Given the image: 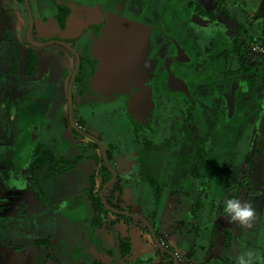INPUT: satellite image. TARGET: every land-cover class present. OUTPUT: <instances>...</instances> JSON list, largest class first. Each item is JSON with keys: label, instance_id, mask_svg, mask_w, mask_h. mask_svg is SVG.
<instances>
[{"label": "rangeland", "instance_id": "1", "mask_svg": "<svg viewBox=\"0 0 264 264\" xmlns=\"http://www.w3.org/2000/svg\"><path fill=\"white\" fill-rule=\"evenodd\" d=\"M260 1L184 0L186 6L188 3L194 7L199 5L207 13L220 12V17L211 20L193 14L190 19L188 13L192 14L193 10L186 8L188 11L184 9L183 13L187 17L177 23L172 13L179 11V0H129L130 9L127 10L132 13L129 16L141 21L164 23L166 33L177 39L179 30L188 26L199 41L198 46L203 48V45H209L215 28L223 29L230 38L234 27L231 20L240 27L247 25L258 11ZM26 14L22 0H0V264H29L34 253L31 243L48 236L54 246L49 249L48 260L44 254L41 256L47 264H127L120 256L118 237L129 236L133 242L132 248L138 255L148 254L154 245L147 233L141 234L132 227L133 223L129 224V228L126 227L124 220L129 221L128 217H119L123 221H118L108 213L110 216L102 218L100 226L91 224L90 198L86 193L97 190L99 181L95 180V184H91L89 176L96 174L95 165L82 159L83 150L76 145V140L81 137L72 130L67 114L69 81L76 60L70 51L57 45L30 47L26 40ZM261 16L263 21L252 26L255 33L264 31V11ZM37 26L35 22L29 35L31 40L39 41L46 37L65 40L62 34L42 36ZM151 39L150 52L153 54L158 52L157 47L163 45L165 39L158 33H152ZM187 42L183 39L182 43ZM219 47L215 43L214 53ZM28 48L36 54V63L30 75L25 70ZM227 52L231 51L227 48ZM197 57L201 62L202 57ZM235 57L230 56L231 59ZM251 59V55L248 56V60ZM232 67H236L235 62ZM83 79L82 65L72 87V120L78 122L81 118L97 129L89 132L106 145L114 138L115 135L111 134L114 131L102 116H97L94 111L93 117L89 108L83 106L82 103L88 100L85 92L83 96L79 93ZM262 90L263 84L258 77V82L253 86L255 99L250 103L247 118L243 120L242 131H231L225 137L217 134L211 141L208 140V134L197 135L207 142L211 160L208 171L215 169L219 176L211 196L203 199L197 185L191 180L189 170L194 165V157L191 150L186 151L185 145L183 148L184 152H188L190 165L184 171H179L185 178L182 188H179V203L174 200L173 193L164 196L163 207L154 210L150 208L152 194L145 192L140 181L120 182L123 194L118 204L121 211L153 218L150 221L154 222L155 230L164 234L163 242L178 247L181 264H203L210 255L214 256V264H236L238 253L244 250H253L259 257L256 264H264V195L254 190L246 192L241 187L235 190L245 166V156L256 149H260V152L254 157L252 177L248 181L254 189L256 182L264 183V148L261 143L264 138V110L260 113V119L257 110L262 98L264 101ZM166 106L164 104L161 110ZM106 109L104 105L100 106L98 113ZM168 121L165 119V122ZM33 129L39 135L35 142H31ZM182 140L187 143L184 138ZM39 145L49 150L53 159L59 162L57 172L39 168L31 175L30 167ZM109 148L112 154H118L117 147L110 145ZM184 157L186 159V155ZM70 164L72 169L62 172ZM164 180H159L157 185L162 186ZM244 183L245 180V187ZM113 191L110 187L104 197L110 203H117V200L108 199ZM231 196L249 202L254 207L255 214L249 225L242 226L223 218L224 202ZM194 202L200 206L198 209H193ZM190 210H193L201 224L211 219L232 223L235 230L239 231L235 243L228 248L222 246V243H228V232L217 223L208 230L201 229L198 235L194 233L189 222ZM211 230L213 234H210Z\"/></svg>", "mask_w": 264, "mask_h": 264}, {"label": "flooded vegetation", "instance_id": "2", "mask_svg": "<svg viewBox=\"0 0 264 264\" xmlns=\"http://www.w3.org/2000/svg\"><path fill=\"white\" fill-rule=\"evenodd\" d=\"M23 3L25 4L24 1ZM27 3L28 7L25 4L26 15L28 16L26 40L29 46L34 49L52 44L57 45L66 51H70L76 61L77 57L79 59V66L71 85V106L69 110L68 104L67 114L68 119L69 115L71 117L69 124L72 130L81 137L80 140H76V145L83 150L82 159L93 163L96 168V174H91L89 178L92 185L95 184V180L99 181V187L97 190L92 189L89 191L92 194L98 193L99 197L103 186L112 179V171H114L116 173L115 179L102 191V199L107 206L117 212L125 213V215L109 211L99 197L104 209L111 214L138 219L143 222L147 230L132 227L138 229L141 234L143 232L147 233L154 245L153 250L158 248L162 251L155 244L145 223L146 221L151 226L155 238L165 248V251L162 252L171 256L168 251L174 253L173 250H176L177 253L174 254L178 258V247L174 248L170 243L163 242L162 237L164 234L160 230H157L159 231L157 234L154 222L150 221L153 218L121 211V206L118 204L123 194L120 182L140 181L144 185L145 192L152 194L150 196V208L154 210L163 207L164 196L173 193L174 200L179 203V188H182L185 181L183 174H180L179 171H184L190 165L188 152L191 150L194 165L189 170V174L191 180L197 185L200 196L206 199L215 192L216 179L219 176H217L215 169L208 171L207 166H210L211 160L207 152V142L203 137L197 135L208 134V140L211 141L213 136L217 134L225 137L230 135L231 131L234 133L239 129L242 131L243 120L247 118V111L251 107L250 103L255 99L253 86L258 82V77L261 78L263 84L262 95L264 97V73H262L264 65V31L255 33L252 28L254 24L263 21L261 14L264 11V0L260 1L261 5L258 11L247 25L240 27L231 20L234 31H231L232 36L230 38L223 29L215 28L213 35H209L211 36L209 45H203V48L198 46L199 41H197L194 34H191L192 32H190L188 26L179 30V39H177L166 33L163 27L164 23L153 24L129 16V13H131L130 10H127L130 9L129 0H27ZM183 5L185 3L180 5L179 11L175 10L172 13V18L176 23L182 21L183 17H187L183 13L184 9L193 10L192 14L188 13L190 19L193 14L197 17L211 18V20L220 17V12L216 14L207 13L199 5L196 7L192 6L191 3H188L187 6ZM73 6L77 7L81 13L85 8L84 11L86 10L88 15L83 20L80 17L75 19ZM30 18L31 25L29 23ZM123 20H132L152 27L149 31L148 45L140 51L136 64L128 66L124 71L123 65H116L113 60L108 63L106 79H110L100 82L98 88L93 89L90 84L99 64L93 56L103 53L107 44L116 38L117 29ZM35 22L42 36L62 34L65 40L55 37H46L39 41L31 40L29 35ZM251 30H253L252 33ZM152 33L161 34L165 39V43L157 47L158 52L153 54L150 52ZM205 38L206 36L203 39ZM183 39L188 41L187 44L182 43ZM215 43L220 46L216 53H214ZM24 47L27 46L24 45ZM227 48L231 51L230 53L227 52ZM28 49L26 67L28 66L29 56H32L36 63V54L31 48ZM231 55L236 57L231 59ZM250 55L252 57L251 61L248 60ZM197 56L202 57L201 62ZM205 56L208 58L206 59ZM233 62L236 63L234 68L232 67ZM82 65L84 67V79L80 82L82 90L80 89L79 93L83 96L85 92L88 96V100L82 104L89 108L88 111L93 117L95 112L97 116H102L105 123H108L114 131V133H111L115 135L114 138L110 139V142L106 145L102 143L99 137L89 132L97 129L81 118L78 122L72 120V87ZM247 66L257 67L256 79L250 87L247 85L249 76ZM111 84L117 85L106 89V86ZM184 89L186 92H184ZM262 101L263 98L260 102ZM177 103L179 106H176ZM164 104L167 105V110H165L166 107L161 110ZM103 105L107 109L98 113L99 107ZM165 119L169 121L165 122ZM163 127H166V130H163ZM163 132H166L165 135L162 134ZM31 133L37 141L39 135L36 129H33ZM183 138L187 143L182 140ZM99 143L104 148L109 166L104 162ZM179 143H182L180 145L181 149H179ZM261 143L264 148V138ZM110 145L117 147V155L112 154L109 148ZM184 145L187 147L186 151L188 152H184ZM45 152L51 154L49 150L39 145L35 150L33 161L35 159L39 160L42 153ZM259 152L260 149H256L245 156V166H243L235 190H238L239 187L243 190L245 188L246 192L254 189L250 186L248 180L252 177L251 169L254 157ZM248 156H254L250 169L246 168ZM95 157L96 160L93 159ZM103 166L109 174L104 173ZM40 168L46 170L44 166ZM33 174L31 173V175ZM161 179H165L164 184L159 186L157 184ZM102 180L105 181L103 185H101ZM244 180L245 187L243 186ZM110 187L114 191L111 198L107 197L111 201L117 200V203H110L104 197V193ZM89 191L86 193L87 197ZM230 198L235 197L231 196ZM199 207L195 202L193 203V209ZM189 216L191 220L189 222L192 223L190 226L197 235L201 229L208 230L216 223L225 227L228 232L227 235L230 237L229 240L226 239L227 245L222 243L224 248L234 244V240L239 235V231L235 230L232 223L211 219L209 222L201 224L193 210H190ZM115 218L118 221H123L119 217L115 216ZM124 221L127 228H129L130 223H133L127 220ZM210 234H213V231ZM119 239L122 238L118 237V241ZM180 248H182V245ZM210 257L212 259H209ZM30 259V262L35 260L34 253ZM178 260L181 264L180 258ZM214 262V256L210 255L203 264H214Z\"/></svg>", "mask_w": 264, "mask_h": 264}, {"label": "water", "instance_id": "3", "mask_svg": "<svg viewBox=\"0 0 264 264\" xmlns=\"http://www.w3.org/2000/svg\"><path fill=\"white\" fill-rule=\"evenodd\" d=\"M23 1L25 2V4L28 7L27 0H23ZM73 8L75 11V19L80 17L81 20H83L84 17L88 15L87 11L86 10L84 11L85 8H83V10H82L83 13L79 12V9L77 7L73 6ZM29 23L31 25V18L29 20ZM151 28L152 27H150L149 25H143L139 22L132 21V20L121 21V23L119 24V27L117 29L118 34H117L116 38L112 42L107 44V47L103 53L93 56L99 62V64H98L96 71L94 73V76L92 78V81L90 84L91 88L96 89V88H98V85H100V82H102L104 80L108 81L107 79H110V78L106 79V73L108 70V68H107L108 63H111L112 60L116 65H121V66L123 65V71L128 66H134L136 64V62L138 61V56H139L140 51H142L148 45L149 31L151 30ZM78 66H79V59L77 57L76 68L72 74V77H71L70 83H69V88H68L69 110H70V106H71V85H72V82H73V79H74V76L76 74V70H77ZM116 85L111 84L110 86H106V89L116 87ZM118 86H120V85L118 84ZM184 92H186L185 89H184ZM69 119L71 121L70 115H69ZM31 135H32L31 142H35V137L33 136L32 133H31ZM99 147L101 149L104 162L106 165H108V161H107L106 156H105L104 148H103L101 143H99ZM112 173H113L112 179L103 186L102 190L99 193V197L102 200V203L104 204V206L109 211H111L113 213L125 215V213L117 212L113 208L107 206L102 199V191L105 188H107L115 179L116 173L114 171H112ZM145 223H146V225H147V227H148V229H149V231H150V233L154 239L155 244L162 251H165V248L155 238V235H154V232H153L151 226L146 221H145ZM168 253L171 255V257L173 259V264H179V260H178L177 256L172 252L168 251Z\"/></svg>", "mask_w": 264, "mask_h": 264}, {"label": "trees", "instance_id": "4", "mask_svg": "<svg viewBox=\"0 0 264 264\" xmlns=\"http://www.w3.org/2000/svg\"><path fill=\"white\" fill-rule=\"evenodd\" d=\"M263 62H264V57H263ZM35 65V60L32 56H29V61H28V66L26 67V74L30 75L32 72V66ZM247 71L249 73L248 79H247V85L250 87L253 85L256 76H257V67L255 66H247ZM262 73H264V65L262 67ZM92 157V156H91ZM254 156H248L247 157V162H246V168L250 169L251 164H252V159ZM96 160V157L93 158ZM58 161L54 160L51 154L45 152L42 153L41 158L35 159L33 161L32 166L30 167L31 173L35 171V169H38L40 167H45L47 171L51 172H57V165ZM72 164H70L67 168H64L63 171H67L72 169ZM105 174H109L106 171V168L103 166ZM105 181L102 180L101 185L104 184ZM88 197L90 198V208H91V224L94 226H100L101 225V220L104 217L108 216V211L104 209L102 206L100 199L98 197V193L92 194L91 191L88 193ZM111 214V213H109ZM116 217H122L119 215H114ZM129 222H133L135 224V227H138L139 229H144L147 230L146 227L144 226L143 222H141L138 219H133L129 218ZM229 237L227 240H229ZM51 237L48 236L43 239H36L31 243V246L34 251V256L35 260H32L29 264H47V262H43V254L45 255V259L48 260L50 258L49 254V249L52 248V243H51ZM119 248H120V256L121 258L125 259V262L127 264H172V258L169 256L167 253L160 251L158 248L155 250L150 251L146 255H138L134 252L132 248V240L130 237L122 238L119 239ZM174 253H177L176 250H173ZM39 258L40 262H37V259Z\"/></svg>", "mask_w": 264, "mask_h": 264}, {"label": "clouds", "instance_id": "5", "mask_svg": "<svg viewBox=\"0 0 264 264\" xmlns=\"http://www.w3.org/2000/svg\"><path fill=\"white\" fill-rule=\"evenodd\" d=\"M223 214V218L229 222H237L245 226L253 219L255 209L249 202H242L239 198H229L224 202ZM258 259L253 250H244L238 253L236 264H256Z\"/></svg>", "mask_w": 264, "mask_h": 264}, {"label": "crops", "instance_id": "6", "mask_svg": "<svg viewBox=\"0 0 264 264\" xmlns=\"http://www.w3.org/2000/svg\"><path fill=\"white\" fill-rule=\"evenodd\" d=\"M179 3H180V5L181 4H184V0H179ZM200 8L203 10V11H205L201 6H200ZM206 12V11H205ZM211 13H213V12H211ZM215 14V13H214ZM231 31L233 32L234 31V28L233 29H231ZM263 103H264V101L263 102H260L259 103V106L257 107L258 109V111H259V113H258V119H260V117H261V114L260 113H262L263 112V110H264V105H263ZM257 184H256V187H255V189H253L254 190V192L255 193H258L259 192V194L260 195H264V183L262 184V183H259V182H256ZM259 184H261L262 186L261 187H259Z\"/></svg>", "mask_w": 264, "mask_h": 264}]
</instances>
